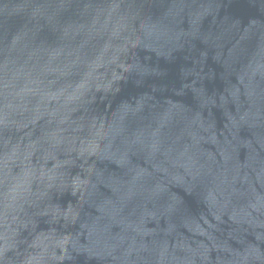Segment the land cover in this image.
<instances>
[{
	"label": "water",
	"instance_id": "obj_1",
	"mask_svg": "<svg viewBox=\"0 0 264 264\" xmlns=\"http://www.w3.org/2000/svg\"><path fill=\"white\" fill-rule=\"evenodd\" d=\"M0 264H264V0H0Z\"/></svg>",
	"mask_w": 264,
	"mask_h": 264
}]
</instances>
